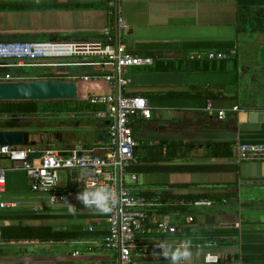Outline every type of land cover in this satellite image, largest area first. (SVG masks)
<instances>
[{
  "label": "crops",
  "instance_id": "obj_1",
  "mask_svg": "<svg viewBox=\"0 0 264 264\" xmlns=\"http://www.w3.org/2000/svg\"><path fill=\"white\" fill-rule=\"evenodd\" d=\"M30 5L47 9H16ZM240 8L264 9V0H131L122 7L130 29L121 44L128 52L155 61L150 67L128 69L130 84L123 93L161 94L147 99L152 107L150 120L134 119L139 143L138 171L133 173L137 181L126 182L136 195L151 200L159 201L164 196L168 202L183 199L181 203L187 205L197 199L215 202L210 208L191 206L197 217L190 224L188 216L169 214L178 228L177 234L152 230L138 234L139 241L149 245L163 242L175 248L182 241L208 240L217 244L211 252L217 255L219 264H264V162H239L237 152L239 144H264V58L261 63L248 58L259 52L264 56V32L239 33ZM115 25V11H109L101 1L0 0V35L17 36L19 41H76L71 38L77 33L102 34ZM241 43L251 47L246 49L249 55ZM213 53L227 54L228 58L207 59ZM198 55L202 58L192 59ZM157 61L173 62V67L150 71ZM79 70L82 69L18 66L0 69V83L76 84L73 99L42 102H89L94 96L117 90V84L104 80H76L81 77L74 74ZM85 70L84 77L92 72ZM60 74L68 77L47 78ZM6 75L10 76L7 80ZM201 89L205 92L202 98L163 96ZM210 92L217 97L207 99ZM220 111L226 113L224 120L218 118ZM107 128L104 108L94 105L78 112L0 114V131L24 132L27 144L21 148H33L36 162L40 157L35 155L49 151L66 154L73 149L94 148L103 154L101 150L109 143ZM0 168L6 171L4 199L21 203L16 209L0 208V264H118L116 255L99 245H91V251L87 249L91 242H101L107 234L106 215L93 211L73 215L64 209L41 211L39 207L47 197L30 190L20 164L0 157ZM231 184L237 189H228ZM65 188H74L68 173H62L59 184V190ZM20 224L52 227L55 231L82 226L88 232H92V226L100 236L87 235L80 240L1 237L2 228ZM149 228L153 229V225ZM189 251L190 257L181 264H206L205 252ZM137 264L170 261L158 254L147 260L137 259Z\"/></svg>",
  "mask_w": 264,
  "mask_h": 264
},
{
  "label": "built area",
  "instance_id": "obj_2",
  "mask_svg": "<svg viewBox=\"0 0 264 264\" xmlns=\"http://www.w3.org/2000/svg\"><path fill=\"white\" fill-rule=\"evenodd\" d=\"M89 1V0H85ZM107 4L109 11H115V27H107L101 37L90 41H50V42H0V69L18 66H50L53 68H88L91 73L103 76H81L75 78L82 82L104 80L117 84V90L107 95H97L89 102L104 108L108 119L107 136L109 143L99 153L96 149H73L66 154L59 151L43 153L38 162L34 161L33 148L0 146V157L20 164L26 172L30 190L45 195L47 201L39 207L41 211L67 210L69 203L77 208V213L96 211L85 207L77 194L97 187L111 188L115 201L112 211L106 215L107 234L103 241H93L87 246L99 245L102 249L115 254L118 264H137V259L164 257L160 251V243L149 245L137 239L138 234L149 233L152 230L177 234L178 228L169 214H162L165 204L136 195L126 182L128 169L138 164L136 151L139 143L133 129L135 118L150 120L152 107L149 100L143 97L126 96L123 88L130 84L127 71L130 68L153 66L155 61L149 57H140L128 52L121 39L129 32V25L123 15L122 7L131 0H93ZM201 59L200 55L192 59ZM227 54H209V60L227 59ZM98 70L99 72H96ZM10 76L6 75L5 80ZM238 108H235L237 111ZM218 118L224 120L226 113L220 111ZM238 160L264 162V144H239L237 147ZM120 172V175H119ZM6 171L0 168V208L16 209L21 203L4 199L6 193ZM62 173L71 176L77 173V187L59 190ZM130 180L136 183V174H129ZM214 201L197 199L190 203L193 208H210ZM38 210V209H37ZM190 224L192 216L186 218ZM153 225V229L149 228ZM151 229V230H150ZM93 231V228L90 227ZM184 242V241H182ZM83 243V242H81ZM217 244L208 241L189 242V250L205 252L206 264H219V258L211 250ZM79 253L77 252V255Z\"/></svg>",
  "mask_w": 264,
  "mask_h": 264
},
{
  "label": "trees",
  "instance_id": "obj_3",
  "mask_svg": "<svg viewBox=\"0 0 264 264\" xmlns=\"http://www.w3.org/2000/svg\"><path fill=\"white\" fill-rule=\"evenodd\" d=\"M79 7V6H75ZM47 9L44 6H38V5H30L27 7L16 8L18 10H37V9ZM238 31L239 33L243 32H264V9H244L240 8L238 10ZM101 34L97 33H77L74 35L71 39L76 41H90L95 37H100ZM14 38L10 37L8 39H11L15 41L17 36H13ZM0 36V40H2ZM19 41V40H18ZM12 42V41H10ZM22 42V41H21ZM173 62L166 63L165 61H157L156 66L153 68H150V71L157 70L156 68L161 67L164 71L170 70L173 65H171ZM87 75L93 77V76H103L101 72L99 73H88ZM68 76L66 74H60V75H50L47 76V78H53L57 80H63L67 78ZM204 89L198 90L194 93L190 94H166L163 95L164 97H189V98H202L205 94L203 91ZM154 92H148L144 96L140 95H134L136 97H143L146 99H150L152 97H158L161 94H151ZM132 96V97H134ZM216 98L217 96H213L212 93H208L206 95V98ZM89 106H93L90 102H78V101H60V102H42V101H24V102H0V114L2 115H35L39 113H48V112H78V111H84L88 110ZM95 107V106H94ZM137 156V151H136ZM138 159V158H137ZM179 170H182L181 167L178 168ZM170 170H174V168H171ZM196 170V169H192ZM138 166H133L128 169V173H137ZM228 189L236 190L237 185L231 184L227 185ZM169 199L167 197L161 196L159 198V201H162L165 204V206L160 209V212L162 214H178V215H185V216H192L194 219H196L195 209H193L190 205H187L186 203H181V201H185L183 199H180L179 202L173 200L172 202H168ZM192 200V199H186V201ZM168 202V203H167ZM92 227V226H90ZM89 227V228H90ZM7 232H13L14 237L8 236ZM99 237L98 232L92 231L88 232V230H84V227L82 226H74L73 228L67 230V231H55L52 227H46V226H31V225H24L20 224L19 226L15 227H6L1 229V237L7 238V239H46V240H70V239H85V237Z\"/></svg>",
  "mask_w": 264,
  "mask_h": 264
},
{
  "label": "water",
  "instance_id": "obj_4",
  "mask_svg": "<svg viewBox=\"0 0 264 264\" xmlns=\"http://www.w3.org/2000/svg\"><path fill=\"white\" fill-rule=\"evenodd\" d=\"M75 75L82 76L85 69L79 68ZM76 84L74 82L41 81L35 83L4 82L0 83V102L24 101H52L71 100L75 97ZM27 144V135L24 132L0 131V146L23 147ZM34 157H41L40 154ZM120 175V172H119ZM77 173L73 174V187H77Z\"/></svg>",
  "mask_w": 264,
  "mask_h": 264
},
{
  "label": "clouds",
  "instance_id": "obj_5",
  "mask_svg": "<svg viewBox=\"0 0 264 264\" xmlns=\"http://www.w3.org/2000/svg\"><path fill=\"white\" fill-rule=\"evenodd\" d=\"M113 196L114 194L110 187L102 186L94 190H88L86 188L77 194V199L85 207H92L100 213L107 214L112 211V206L115 203ZM76 211L77 208L69 203L67 212L74 215ZM160 249V253L170 261V264H181L182 261H187L191 255L188 241L179 243L175 248H169L161 242Z\"/></svg>",
  "mask_w": 264,
  "mask_h": 264
},
{
  "label": "rangeland",
  "instance_id": "obj_6",
  "mask_svg": "<svg viewBox=\"0 0 264 264\" xmlns=\"http://www.w3.org/2000/svg\"><path fill=\"white\" fill-rule=\"evenodd\" d=\"M0 36H1V38H3L2 40H0V42H10V41H12V42H17L18 40H21V39H15V41H13V40H11V39H8L9 37H5V36H2V35H0ZM48 41H49V40H47L46 42H48ZM67 41H69V40H67ZM22 42H25V41L22 40ZM240 47H243L245 53H247V54H248V51L246 50L247 47H248V48H251L250 46H247L246 43H245V44H244V43H241ZM248 55H249V54H248ZM253 57H254V59L257 60V62H260V63L263 61V58H264V56L262 55V52H259V53L257 54V56H255V55H252V57H251V55L248 56V58H252V59H253ZM85 72H86V71H85ZM1 83H3V82H1ZM63 178H65V175H63ZM126 181H127V182L130 181L129 177H126Z\"/></svg>",
  "mask_w": 264,
  "mask_h": 264
}]
</instances>
